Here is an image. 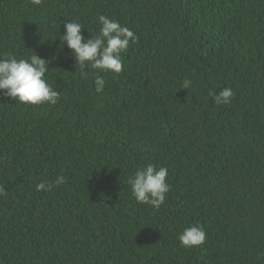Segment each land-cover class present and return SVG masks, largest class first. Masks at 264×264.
<instances>
[{"label":"trees","instance_id":"trees-1","mask_svg":"<svg viewBox=\"0 0 264 264\" xmlns=\"http://www.w3.org/2000/svg\"><path fill=\"white\" fill-rule=\"evenodd\" d=\"M99 15L138 41L97 93L59 37ZM32 51L60 99L0 92V264H264V0H0V56ZM148 162L168 169L159 208L127 183ZM193 223L206 240L182 247Z\"/></svg>","mask_w":264,"mask_h":264},{"label":"clouds","instance_id":"clouds-1","mask_svg":"<svg viewBox=\"0 0 264 264\" xmlns=\"http://www.w3.org/2000/svg\"><path fill=\"white\" fill-rule=\"evenodd\" d=\"M39 5L43 0H31ZM101 25L99 32L86 38L81 29L84 26L75 20H68L64 24V34L59 37L61 45H66L81 68V77L88 78L83 71L91 68L94 71L95 91H103L106 80L99 73H120L123 68V55H126L130 43L138 41V37L127 26H122L117 20L105 15L98 16ZM89 33V32H88ZM33 52V51H32ZM48 60L39 57L34 52L28 58H17L13 54L0 56V92L6 97L21 104L55 105L60 99V92L49 83ZM192 81L185 78L180 88L189 89ZM216 105H227L231 102L234 92L230 87H224L219 92L209 90ZM58 174L53 182H40L36 185L37 191H52L55 187L65 184L67 178ZM168 169L151 162L138 166L136 171L128 177L127 183L131 186L132 196L139 204L151 205L159 208L164 203L166 194L170 190L167 183ZM3 184H0V196H6ZM182 247L193 248L204 244L206 232L200 223H193L185 227L178 235Z\"/></svg>","mask_w":264,"mask_h":264}]
</instances>
